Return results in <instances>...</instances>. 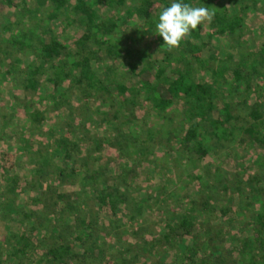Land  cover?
<instances>
[{
	"label": "trees",
	"instance_id": "trees-1",
	"mask_svg": "<svg viewBox=\"0 0 264 264\" xmlns=\"http://www.w3.org/2000/svg\"><path fill=\"white\" fill-rule=\"evenodd\" d=\"M4 1L21 6V13L33 12L36 21L28 33H10L0 42V55L11 56L10 46L17 45L15 53L34 56L21 68L17 86L37 99L45 87L44 99L65 113L57 122L51 113L41 129L51 108H35L18 97L29 119L28 135L40 131L44 138L23 144L28 163L22 155L2 153L0 218L17 222L20 231L0 238V264H92L87 255L102 262L106 250L108 264H264V157L258 155L257 168L245 177L246 165L235 152L243 145L244 152L254 148L264 154V14L256 45L247 49L244 39L253 1L264 0ZM173 2L207 7L215 16L169 51L156 24ZM103 7L135 22L122 29L100 13ZM60 18L77 24L75 36L59 39L52 25ZM144 35L158 36L153 48ZM213 38L229 40L221 56ZM103 56L112 63L99 67ZM118 61L124 79L115 71ZM9 120L3 114L0 138ZM90 123L102 133H90ZM105 147L117 158L103 154ZM229 149L233 185L221 165L203 162ZM184 161L192 172L176 171ZM26 163L23 181L10 166ZM143 163L154 172L143 180L154 182L142 203L135 170ZM194 182L196 192L182 191ZM23 191L31 193L26 201L34 208L20 210L16 219L14 204ZM105 205L112 216L108 229L115 232L111 245L97 216ZM154 210L164 221L160 232L147 231L152 221L124 232L128 223ZM235 222L242 236L233 239ZM129 233L136 238L134 248L124 238Z\"/></svg>",
	"mask_w": 264,
	"mask_h": 264
},
{
	"label": "rangeland",
	"instance_id": "rangeland-1",
	"mask_svg": "<svg viewBox=\"0 0 264 264\" xmlns=\"http://www.w3.org/2000/svg\"><path fill=\"white\" fill-rule=\"evenodd\" d=\"M4 2L6 1L3 0L1 4L5 6L7 9L6 10L0 9V25H1L0 26V42L4 41L3 43H6L7 40H9L8 36L10 35V32H11L10 36L12 37L14 35L20 36L22 33H28L29 29H31V26L32 27L34 26L36 17L34 16L33 12L31 13L30 12H22V13L18 12V11H21L20 9L21 6L10 7L12 6V4L4 5L3 4ZM252 5L254 6V8L251 10V13L248 16V20H247L248 26L245 30V35H244V39L246 41L245 47H247V49H251V47H254V45H256L255 42L259 41V40L256 41V39H258L259 37L258 34H260L258 31V28L261 27V21L263 18L262 14H264V2L263 1H253ZM29 6L33 7V4H30ZM42 13L43 12H41L42 19L40 18L41 23H43L44 19L46 18L45 15H42ZM100 13H102L104 17H113L117 21V23L121 25L122 29L130 27L135 22V19H132V21L125 22L123 12L120 11L119 15L117 13L114 14V10L109 9V7L101 8ZM16 15L17 17H20V18L18 19V21L17 20L15 21V24L13 27H11L10 29H6L5 27H3L4 24L11 22L16 17ZM52 28L54 29V32L58 35L59 39L62 41L67 40L72 36H75V33L78 32L77 24L66 22V20H62V18L58 20V23L56 26L52 25ZM144 36H145L144 37L145 40L148 39L146 43L149 46H151V48H153L156 45L155 37L157 38L158 36H155V37L152 36V38L149 37V35H144ZM203 37L206 39V36L204 35V33H203ZM228 41H229L228 38H224V39L213 38L212 46H214L213 49H216L217 56H221V54L225 52L223 49L227 47L226 43ZM16 46L17 45L10 46V51L12 52L11 56H9L10 54H6L4 56L0 55V127L2 126L3 114H5L8 119H10L9 120L10 124H8V126L6 127L7 132H6L5 137L0 138V159H2V153L8 150L9 153H11V155L15 156V158L16 156H18V154L19 156L22 155L24 161L27 162L26 158L29 159L30 156L27 155V151L25 149H22L23 144L26 145V141H29L30 139L35 140V141H42L44 137L40 131L38 133L36 132V135H34L33 137H31V135L30 136L28 135L29 119L25 116V113H24L25 110L22 106V103L18 100V97L19 99H24V100L26 99V100L31 101L33 106H35V108L46 109V110L48 109L47 108L48 106L51 108V109H48L49 110L48 112H45L46 113L45 120L40 126L41 129L42 128L46 129L47 121L50 120L49 117L51 113L53 112L55 113L56 117L53 119V121L56 120L57 122L60 119V115L64 114L65 111L64 109L55 108V106L51 103V101H46L44 99V96L46 94L45 87L39 88V98L37 99L38 96L36 94L33 95L31 92L25 93L24 91L21 90L19 86H17V83H18L17 80H19V78L23 76L21 68L26 67L29 61L34 58V56L29 55V54L27 55V52L24 54L15 53L14 49L17 48ZM201 54L205 57L208 56V49L203 48ZM10 57H15L17 61L16 62L15 60L12 61ZM103 57H104L103 60L98 61L99 67H101L102 64L107 65L108 62H111V60L109 61V59L105 58V56ZM11 65L13 66V68L11 67ZM114 65H115V71L121 74V78L124 79L125 76L122 75L123 74L122 71L125 70L123 66L124 64L121 61H118ZM125 82L128 85L131 83V81L128 80V78L125 79ZM253 99H254V96L250 97L246 103L247 104L251 103ZM176 108H179V107H176ZM142 113L143 112L141 111L139 112L138 115L140 116ZM87 117H89V114ZM147 122L150 123L152 121H147ZM88 129L90 133L91 131H93L95 135H100L102 133V130L98 127V125L94 123L93 124L90 123L88 126ZM244 147L245 146L243 145L240 146V148L235 150V152L239 153L240 161H242L246 165V168H247V175L245 174V177H246L249 174L253 173V171L257 168L256 160H257L258 155L261 154L264 157V154L262 150L258 151L254 148L249 150V152H244L245 150ZM161 152H162L161 148L156 150V153L158 154ZM103 154H105L106 156L110 158H114V159L117 158L116 152L113 151L110 147L109 148L105 147L103 149ZM24 155H27L28 157ZM226 155H230V156L225 157ZM232 155H233V152L231 151V149H229V150H224L220 152L219 154H217V156L214 154L208 155L203 160L204 163H210L212 165L213 164L221 165V167L223 168L222 171H224V173L227 175L226 176L227 181L230 183V185L234 184V178H233L231 169L233 171V166L235 162H234V159L232 160V157H231ZM27 163L25 165L24 164L20 165L21 164L20 163L17 166H13V167L10 166L9 164L11 173L18 174L20 177V180L24 181V176L26 175V173L24 174L25 171H23V169L26 170L30 168V165H28ZM192 169L194 170V168L191 167L188 161L187 162L184 161L182 165L180 166V168L176 167V171H179L183 174H186L187 170L192 172L193 171ZM198 170L200 171L201 169H198ZM135 171L139 179V187L136 188V192H137V195L142 200L140 201L143 203L144 202L143 199L146 196L145 195L146 191L149 189V187L154 182V179L152 180L150 179L143 180V179L146 177H149L150 174H154V172H153V168L151 164H148V163H143L139 167L137 166V169ZM0 172H2L1 166H0ZM177 178H178L177 174L174 175V179H177ZM2 180L3 179L0 178V197L2 196L1 192H2V187L4 184V180L3 181ZM178 182L179 181L177 180L176 184ZM176 184H171L170 188L174 189V187H176L177 185L178 187L181 185L180 182L177 185ZM195 184L196 182H194L190 186L184 185V188H182V191L184 193L186 191L190 193L196 192ZM29 194H31L29 193V191L28 192L23 191L16 198L14 207L17 210V212H15L12 215L16 219H17V215H19L20 210L25 211V212H28V210H30L31 205H29V202L26 201V199L29 200L28 198ZM32 208H34V206ZM97 212H98L97 216L99 218V222L103 224V226H105V228L107 229L105 233L106 232L108 233L109 231L106 237V243L111 245L113 243L112 237L114 236V233H115V232L114 233L111 232L108 229L110 228V225H109L111 224L110 217L112 216L106 205L101 207L99 210H97ZM160 220H161L160 213L157 212L156 210H154V212H143L141 217H138L136 218L135 221L127 224L129 226L127 230H124V228L123 230L125 233H127V231H134L139 226L138 225L139 223H143L144 221H152L151 226L147 227L148 228L147 231H149L150 233L160 232L161 228L164 225V221L161 222ZM239 228L240 226L237 225L236 222L233 225H231L230 238L234 239L235 237L242 236V233L238 232ZM18 231H20V228L17 222L15 223V221H7V220L0 218V238L4 237L5 235H8V233L10 232H18ZM127 237H128L127 241H129L131 245L130 248H134L136 246V238L133 237V234L131 233L124 236V238H127ZM81 247H82L81 244L79 243L75 244V249H77L78 251L81 249ZM109 255H110L109 252L106 250V256L102 262L101 261H91L89 255H87V261H89L92 264H108L107 260H109ZM35 257H37V255Z\"/></svg>",
	"mask_w": 264,
	"mask_h": 264
},
{
	"label": "clouds",
	"instance_id": "clouds-1",
	"mask_svg": "<svg viewBox=\"0 0 264 264\" xmlns=\"http://www.w3.org/2000/svg\"><path fill=\"white\" fill-rule=\"evenodd\" d=\"M215 11L207 7H193L182 2H173L164 8L156 24V34L161 36L169 51L179 48L181 41L205 22L211 23Z\"/></svg>",
	"mask_w": 264,
	"mask_h": 264
},
{
	"label": "crops",
	"instance_id": "crops-1",
	"mask_svg": "<svg viewBox=\"0 0 264 264\" xmlns=\"http://www.w3.org/2000/svg\"><path fill=\"white\" fill-rule=\"evenodd\" d=\"M18 1H20V0H14L13 2L14 3H17ZM2 1L0 0V9L1 10H6L7 8L5 7V6H3L2 4ZM4 5H7V4H5V3H3ZM15 5H13L12 4V6H10V7H14ZM18 12H20V11H18ZM18 15V14H17ZM17 15H16V17L11 21V22H9V23H6V24H4L3 25V27H5V26H10L9 28H11V27H13L14 26V24H15V21L17 20L18 21V19L20 18V17H17ZM1 26V25H0ZM10 32V31H9ZM11 33V32H10Z\"/></svg>",
	"mask_w": 264,
	"mask_h": 264
}]
</instances>
